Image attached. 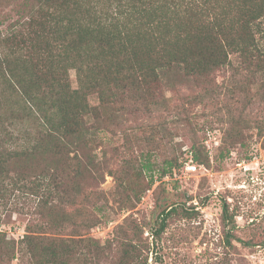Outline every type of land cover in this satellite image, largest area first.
<instances>
[{
	"label": "trees",
	"instance_id": "1",
	"mask_svg": "<svg viewBox=\"0 0 264 264\" xmlns=\"http://www.w3.org/2000/svg\"><path fill=\"white\" fill-rule=\"evenodd\" d=\"M12 11L0 17V207L9 192L23 190L35 198L32 214L41 221L17 241L0 232V264H70L78 256L83 264L103 257L114 260L109 264H151L148 253L167 219L178 210L192 214L194 206L160 207L150 242L134 220L102 244L56 237L100 224L108 198L95 188L105 171L115 182L112 201L130 211L177 169L176 160L159 165L149 154L122 159L113 171L106 159L96 161L93 144L109 122L101 107L150 112L166 104L163 87L180 81L213 96V76L231 55L264 75V48L255 38L264 0H23ZM229 122L226 141L234 147L244 122ZM17 123L29 127L25 136L15 134ZM192 161L201 164L195 150ZM222 219L230 245L234 225L226 208Z\"/></svg>",
	"mask_w": 264,
	"mask_h": 264
},
{
	"label": "rangeland",
	"instance_id": "2",
	"mask_svg": "<svg viewBox=\"0 0 264 264\" xmlns=\"http://www.w3.org/2000/svg\"><path fill=\"white\" fill-rule=\"evenodd\" d=\"M20 1L1 0L0 17L13 15ZM260 28L255 38L264 48V22ZM69 75L75 88V73L70 71ZM213 77L218 87L213 96L201 97L198 88L180 81L175 87H163L166 104L150 107V112L142 106H138V112L127 109L123 113L117 112L116 105L101 107L105 108L101 109V117L109 122L102 127V139L93 144L96 161L106 159L113 171L122 159L149 154L159 165L176 160L177 169L156 181L130 211L112 201L115 182L105 171L103 181L95 188L108 198L105 214L95 213L101 216L100 224L86 232L78 229L80 236L67 228L56 237L84 236L102 244L120 226L127 229L128 222L134 220L142 226V238L150 242L160 220V207L185 203L195 207L194 213L187 215L178 210L167 219L163 233L148 253V262L264 264V75L254 66L248 68L238 55H231L230 63ZM89 101L99 106L95 97ZM238 116L244 123L232 147L226 141L229 120ZM28 128L17 123L15 134L25 136ZM194 150L201 164L192 161ZM6 198V205L0 207V232L17 241L26 234L28 224L40 220L32 214L36 200L23 190L9 192ZM224 208L234 225L235 239L230 245L225 238L229 227L222 219ZM45 231L46 236L54 237ZM102 260L101 264L114 261L107 257ZM70 264H83V260L78 256Z\"/></svg>",
	"mask_w": 264,
	"mask_h": 264
}]
</instances>
